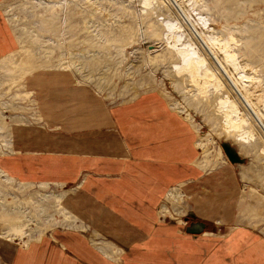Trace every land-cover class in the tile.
Returning <instances> with one entry per match:
<instances>
[{
    "label": "rangeland",
    "instance_id": "1",
    "mask_svg": "<svg viewBox=\"0 0 264 264\" xmlns=\"http://www.w3.org/2000/svg\"><path fill=\"white\" fill-rule=\"evenodd\" d=\"M0 13L16 39L15 49L0 56V153L11 151L17 125H44L27 84L36 72L68 75L107 108L154 93L192 126L195 163L203 169L200 180L168 187L153 207L156 220L179 223L190 234L185 227L201 216L211 218V234L237 225L264 236V128L251 113L252 108L255 115L258 108L264 113V0H150L149 6L144 0H3ZM199 29L207 40L213 36L229 43L239 75L244 71L254 78L245 79L243 90L257 106L241 103L222 68L216 74L224 87L209 86L206 94L195 90L187 74L177 73L182 43L192 44L216 70V57ZM225 96L246 120L240 130L227 129L219 109ZM222 142L235 146L245 162L231 163ZM79 178L73 184L26 183L0 169V264H9L12 251L50 235L73 240L83 235L105 261L117 264L121 249L108 241L112 225H104L102 236L92 233L89 226L95 223L86 214L95 201L80 193ZM104 178L114 180L113 175ZM224 215L231 216L230 224L216 221Z\"/></svg>",
    "mask_w": 264,
    "mask_h": 264
},
{
    "label": "crops",
    "instance_id": "2",
    "mask_svg": "<svg viewBox=\"0 0 264 264\" xmlns=\"http://www.w3.org/2000/svg\"><path fill=\"white\" fill-rule=\"evenodd\" d=\"M15 43L0 13V56ZM27 84L44 125H17L11 151L0 153V169L26 183L73 184L86 173L78 186L95 201L88 203L94 210L86 215L95 223L89 227L101 235L104 225H112L108 241L121 249L117 264H264V236L253 229L234 225L211 234V218L198 216L194 221H202L204 231L192 235L177 222L156 220L153 207L168 187L203 176L195 163V131L161 96L149 93L107 108L61 72H36ZM216 221L232 219L224 215ZM82 236L50 235L12 251L9 264H110Z\"/></svg>",
    "mask_w": 264,
    "mask_h": 264
},
{
    "label": "bare ground",
    "instance_id": "3",
    "mask_svg": "<svg viewBox=\"0 0 264 264\" xmlns=\"http://www.w3.org/2000/svg\"><path fill=\"white\" fill-rule=\"evenodd\" d=\"M144 5L149 6L150 0H144ZM199 32H200V35L203 36V32H201L200 29H199ZM171 33H174V32L171 31ZM207 37H208V40L205 37H204V40L208 48L212 51V53L210 54L211 55L214 54L213 56L216 57V60H215V58L212 56L216 62L215 64V62L212 60L213 64L216 67V70L213 71L214 69L212 70L208 66V64L205 63V57L200 55L195 49L191 48L192 44L189 43L187 44L188 47H185L186 45L182 43L184 47L181 49H177L178 56L180 57L179 58L180 66L179 68H177V73L187 74L188 77L190 78V82H192V85L196 88L195 90H197L200 94H206L207 93L206 89L209 86H212L216 89L224 87L223 86L224 83L216 74V71L221 74L220 70L222 68L226 72V76L228 75L232 81L228 79L229 78L228 76L226 77V79L229 80L230 84L238 92V94L240 93L239 94L240 97L238 96L237 97L238 99L240 98L239 99L240 101L242 100L241 103L244 105L243 103V99H244L245 105L248 108L251 109V107L257 106L258 103L257 104L253 103L255 99L251 98V94H249L246 90L245 91L243 90V88H246V85H247L245 83V79L251 78L252 80L254 78L244 71L242 72V75H239L238 66L235 63V54L231 52L229 43L227 41L221 40V38L219 37H213V36H207ZM172 40H173V45L176 46L177 40L174 35H172ZM224 74L222 73V76L225 77ZM237 75L239 76V78H237ZM225 81L227 82V80ZM237 82L240 84L239 90L234 85ZM256 100H257V97H256ZM246 102L251 107L248 106ZM219 109L223 112V116L225 119V123L227 125V129L229 130L242 129V124H244L246 120L240 115L239 113L240 110L233 100H231L228 96H225L224 98L220 99ZM252 109H251V113L253 114L252 118L254 117L257 123L262 125V128H264V125H263L264 123L260 121L261 117L264 116L263 115L264 113L261 111L260 108H258L259 113L256 112L257 113L256 115H258V117L260 118L259 120ZM255 119H254V122H255ZM251 137H252V134H251Z\"/></svg>",
    "mask_w": 264,
    "mask_h": 264
},
{
    "label": "water",
    "instance_id": "4",
    "mask_svg": "<svg viewBox=\"0 0 264 264\" xmlns=\"http://www.w3.org/2000/svg\"><path fill=\"white\" fill-rule=\"evenodd\" d=\"M180 9V8H179ZM181 11V9H180ZM183 16L185 14L181 12ZM189 22V20H188ZM189 26L193 29V25L189 22ZM221 147L227 157V159L233 164H242L245 162V158L242 157L235 146L231 145L229 142H222ZM187 219V218H186ZM205 224L201 221H191L186 227L185 231L190 234H200L204 231Z\"/></svg>",
    "mask_w": 264,
    "mask_h": 264
}]
</instances>
